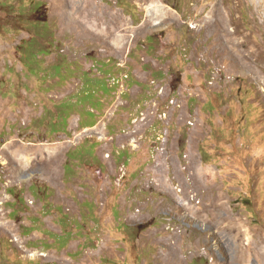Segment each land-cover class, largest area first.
I'll list each match as a JSON object with an SVG mask.
<instances>
[{
	"label": "rangeland",
	"instance_id": "374dc122",
	"mask_svg": "<svg viewBox=\"0 0 264 264\" xmlns=\"http://www.w3.org/2000/svg\"><path fill=\"white\" fill-rule=\"evenodd\" d=\"M0 264H264V0H0Z\"/></svg>",
	"mask_w": 264,
	"mask_h": 264
},
{
	"label": "bare ground",
	"instance_id": "6f19581e",
	"mask_svg": "<svg viewBox=\"0 0 264 264\" xmlns=\"http://www.w3.org/2000/svg\"><path fill=\"white\" fill-rule=\"evenodd\" d=\"M207 211L208 210H210V211H212L216 216H217V210L214 212V207H209L208 209H206ZM220 211L224 214V212H223V210H221L220 209ZM223 214H221L219 217L217 216V221H218V225H221V223L224 221V219H223ZM220 231L222 232V229H220ZM226 231L228 232V231H231V228L230 227H227L226 228ZM243 234L241 235V236H239V237H237L236 239H238V240H243ZM242 242V241H241ZM241 242H238V244L240 245L241 244ZM240 247V246H239ZM239 251V250H238Z\"/></svg>",
	"mask_w": 264,
	"mask_h": 264
}]
</instances>
